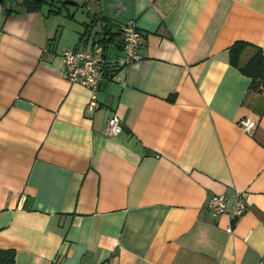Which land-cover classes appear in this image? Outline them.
I'll return each instance as SVG.
<instances>
[{
    "label": "crops",
    "instance_id": "crops-1",
    "mask_svg": "<svg viewBox=\"0 0 264 264\" xmlns=\"http://www.w3.org/2000/svg\"><path fill=\"white\" fill-rule=\"evenodd\" d=\"M24 2H0V248L15 264H264V83L240 69L264 55V0ZM129 19L144 39L124 66ZM105 31L114 72L89 109L62 52ZM237 193L239 217L208 210Z\"/></svg>",
    "mask_w": 264,
    "mask_h": 264
},
{
    "label": "built area",
    "instance_id": "built-area-1",
    "mask_svg": "<svg viewBox=\"0 0 264 264\" xmlns=\"http://www.w3.org/2000/svg\"><path fill=\"white\" fill-rule=\"evenodd\" d=\"M99 39L100 36L88 48L66 49L62 52L65 77L70 82L84 86L90 92L89 109L98 107V89L101 82L106 78V71L111 64L107 56L106 47ZM143 39L144 36L133 19L127 20L122 25L119 40L121 45V64L125 66L141 58L138 51ZM254 125V121L249 119L240 121L241 128L248 133H252ZM121 130L120 118L117 114H113L108 118L107 132L110 135H115ZM231 201V203L228 202L223 194H214L208 198L206 206L212 214L230 212L233 217H239L246 210L243 194H235Z\"/></svg>",
    "mask_w": 264,
    "mask_h": 264
},
{
    "label": "trees",
    "instance_id": "trees-1",
    "mask_svg": "<svg viewBox=\"0 0 264 264\" xmlns=\"http://www.w3.org/2000/svg\"><path fill=\"white\" fill-rule=\"evenodd\" d=\"M12 0H0L1 4H3L4 6L6 5V3L11 2ZM42 0H25V2L23 3V6L26 10H34L36 8H39V5L41 3ZM106 28V26H105ZM106 30L108 31V29L106 28ZM107 31L103 32V33H99L100 35V41H102L105 45V47H107V42L109 43V41L112 39L113 36H111L110 38H106V34ZM116 34H118V38H116V43L119 45L118 48H121V45L119 43L120 40V35H121V29L119 32H117ZM245 42L242 41H236L231 47H230V51H229V55H230V60L232 63H236L235 60V56H236V52L238 50V46L242 45ZM263 61H264V55L263 52L260 48H256V50L246 59V61L242 64V66H240V69L243 72H247L248 74H250L252 76V80L250 83V88L251 89H257L259 87V84H263L264 83V76L263 75H254V70L256 68H259L263 65ZM252 69V71H246ZM114 72V67L113 65H109L107 71H106V78L107 77H112ZM0 264H15V252L13 249H1L0 248Z\"/></svg>",
    "mask_w": 264,
    "mask_h": 264
},
{
    "label": "rangeland",
    "instance_id": "rangeland-1",
    "mask_svg": "<svg viewBox=\"0 0 264 264\" xmlns=\"http://www.w3.org/2000/svg\"><path fill=\"white\" fill-rule=\"evenodd\" d=\"M47 6L45 5L44 8H46Z\"/></svg>",
    "mask_w": 264,
    "mask_h": 264
}]
</instances>
